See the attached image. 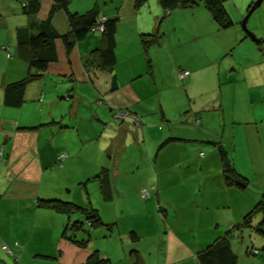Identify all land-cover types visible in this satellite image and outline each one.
Masks as SVG:
<instances>
[{
  "label": "crops",
  "instance_id": "0c3cea01",
  "mask_svg": "<svg viewBox=\"0 0 264 264\" xmlns=\"http://www.w3.org/2000/svg\"><path fill=\"white\" fill-rule=\"evenodd\" d=\"M25 2L0 0V264H87L93 256L106 264H200L197 250L242 222L261 198L246 175L264 186L263 48L235 30L233 42L245 51L234 59L238 80H224L223 62L191 47L201 38L197 26L186 36L184 16L193 10L169 12L160 0H70L73 13L97 8L119 18L116 64H96L102 34L91 31L70 55L58 39L57 61L39 71L20 53L18 30L32 20ZM53 3L41 0L34 20L47 19ZM51 23L61 35L71 30L63 9ZM153 33L158 41L146 46L144 34ZM28 76L22 105H6L5 87ZM173 89L184 97L179 104L170 101ZM116 110L126 112L123 120L113 118ZM171 136L184 139L162 146ZM209 140L221 142L245 175L242 189L228 184ZM52 198L96 209L102 223L88 238L74 235L70 220L85 214L39 204Z\"/></svg>",
  "mask_w": 264,
  "mask_h": 264
},
{
  "label": "trees",
  "instance_id": "16d2710c",
  "mask_svg": "<svg viewBox=\"0 0 264 264\" xmlns=\"http://www.w3.org/2000/svg\"><path fill=\"white\" fill-rule=\"evenodd\" d=\"M139 4L144 0H137ZM165 10L171 12V10L177 7H193L202 3L209 10L214 20L221 28L228 29L233 25L232 19L226 10L225 3L228 0H160ZM49 16L45 20H34L40 12L41 0H26L23 10L32 19L29 25L18 30V40L20 44V53L23 57L27 58L30 66L39 71L46 70L50 63L57 61L58 59V46L57 40L62 39L67 53L70 55L73 51L76 43L84 39L93 28L97 25L102 15L97 8H92L84 14H78L71 12L69 8L70 0H53ZM57 9H63L69 15L71 30L70 32L61 35L53 27L51 23V16ZM118 17H108L104 25V31L101 33L102 46L99 48L97 55L93 59L98 58V63L102 68H113L116 64V47L117 39L116 32L118 26ZM32 29V30H31ZM143 42L146 46L156 43L158 41V34H144ZM250 38L249 34L245 35V38ZM253 40V39H252ZM254 41V40H253ZM256 43V42H255ZM262 49L264 54V42L256 43ZM98 56V57H97ZM94 61V60H93ZM35 73L31 74V78L35 77ZM29 76L23 78L17 82L8 84L4 90L5 104L10 107H19L24 101V94L27 83L31 79ZM119 110L113 113L115 120H123L115 118V114ZM125 112V111H124ZM199 123V120L197 124ZM177 139H184L176 136H171L164 140L162 146ZM209 143L217 145L218 151L221 154L223 160V172L226 175L229 183L244 187L247 179L241 173H239L234 165L232 159L228 156L225 147L221 142L209 140ZM255 208L246 214L241 224L234 227H254L259 233L264 236V193ZM40 205L52 206L57 210L64 211L73 216L76 214H85L87 220L79 217L76 221L70 220V226L74 231V235L79 232L87 234V238L91 235L92 229L102 223L100 214L96 209L88 208L70 201L61 199H40ZM261 215L262 218L256 226H253V218ZM230 229L223 236L215 239L214 241L201 246L197 250V258L200 264H238V255L232 248L231 239L235 235L233 230ZM73 237V236H72ZM79 242H86V237L81 236ZM81 243V244H82ZM256 254L258 251H252ZM107 260L101 259L99 256H93L87 264H106ZM133 264H143L141 262H135Z\"/></svg>",
  "mask_w": 264,
  "mask_h": 264
},
{
  "label": "rangeland",
  "instance_id": "374dc122",
  "mask_svg": "<svg viewBox=\"0 0 264 264\" xmlns=\"http://www.w3.org/2000/svg\"><path fill=\"white\" fill-rule=\"evenodd\" d=\"M253 1V2H252ZM256 0H251V2H249V4L251 3V5L255 2ZM244 0H228L225 3V7L226 10L229 14L230 19H232L233 21V26H231L228 29H221L218 30L216 27V23L214 22V20L211 18L210 13L208 11V9H206L205 5H203L202 3L195 5L193 7L190 8L188 7V9H185L183 7H177L173 10H171L172 12H179L178 10H184V12H192L193 10V15H185L184 17V30L186 31V36L188 37V35H194L195 33V27L197 26V32H199L201 34V38L200 41L198 43L193 44L194 49H203L206 52V57L212 58V57H217L218 58V62H223L222 63V68L224 70V72L226 71V74L224 73V80H238V71L237 69L239 67L234 66V59H236L237 57H240V59L243 57L242 53L243 51H245V43H242L239 46H235L237 44V42H233L236 35H235V30L238 31V34H247V32L244 30L243 26H242V22L247 14V10L249 4H243ZM245 5V6H243ZM247 5V6H246ZM243 7V9H242ZM253 25H257L259 26L260 29L264 30V0L261 4L260 7H258L255 12L252 14V16L250 17L247 26L248 29L250 31L253 32V30H251ZM233 32V33H232ZM225 34H229L231 36V38H227V36L229 35H225ZM258 38H261L262 34H257ZM249 39L252 40V38L250 37ZM262 39H264V37H262ZM253 41V40H252ZM254 42V41H253ZM179 52H177L178 54ZM180 54V53H179ZM214 54V55H213ZM230 74H233V76L231 78H228V76ZM144 88H148V94L152 95L154 89L153 87L150 85V80H146L144 83ZM182 85V84H181ZM81 87L83 88V86L81 85ZM179 92H181V90H171L169 92V95H171L170 97V101L172 99V97L174 99L178 100V104L182 102V96L179 95ZM155 97V96H154ZM157 99V98H156ZM95 102L96 105V100H93ZM93 102V104H94ZM144 103H147L146 101H144ZM224 103H226V101H224ZM98 106V105H97ZM188 105H186L187 109ZM177 108H173L172 106H170L168 108L169 111H175ZM183 109V110H184ZM258 116H261L260 113ZM223 120V116L219 115V119ZM175 121H178V118L175 117ZM53 123V122H52ZM57 124V122H56ZM183 123H178V125H182ZM200 124V120L198 125ZM222 124H225V121H222ZM58 125V124H57ZM177 124L174 125L178 126ZM193 125V124H191ZM198 125H194V126H198ZM222 129L220 130L221 133ZM156 150V149H155ZM154 150V151H155ZM232 157V156H231ZM235 161V160H234ZM142 168L141 165L138 166H134V169L136 172H140L142 173L143 171H140V169ZM181 169H184L183 166H180ZM245 176V175H244ZM248 177V181L247 184L249 183L248 188L251 189V191H254L256 193H264V186L262 185V188H259L261 186H259V180L258 179H254L251 178L250 175L247 176ZM263 177V176H261ZM236 186V185H235ZM153 186L151 185L149 188H144L143 190V198H148L150 196H152V191L153 190ZM240 189H242V187H239ZM256 189V190H255ZM156 197V195H154V198ZM262 199V198H260ZM161 203L157 204V208H159V210L161 209ZM160 213H162V210L160 211ZM257 216V215H256ZM262 217V216H261ZM149 220H155V217L153 218V216L150 218H148ZM260 218H253V226H256L259 221ZM241 224V222H236L234 223L232 226H227L224 227V231L227 232L230 229H233L234 226ZM233 230V232L235 233V235L232 237L231 239V245L233 250L235 251V253L238 255V264H264V248H262V244H257L258 240H260L259 238H264V236L259 233L257 230L254 229V227H242V228H236ZM252 241H255V248H251L252 247ZM254 246V245H253ZM252 251H258V253L254 254L252 253Z\"/></svg>",
  "mask_w": 264,
  "mask_h": 264
},
{
  "label": "water",
  "instance_id": "95a60500",
  "mask_svg": "<svg viewBox=\"0 0 264 264\" xmlns=\"http://www.w3.org/2000/svg\"><path fill=\"white\" fill-rule=\"evenodd\" d=\"M262 2H263V0H256L251 6H249V8H248V12H247V14H246V16H245V18H244V20H243V22H242V26H243L244 30H245V31L247 32V34H249V36H250L255 42H257V43L264 42V39H262V38H258L257 35H256L254 32L250 31V30L248 29L247 23H248L250 17L252 16V14L255 12V10H256L258 7L261 6Z\"/></svg>",
  "mask_w": 264,
  "mask_h": 264
},
{
  "label": "built area",
  "instance_id": "2783aa9c",
  "mask_svg": "<svg viewBox=\"0 0 264 264\" xmlns=\"http://www.w3.org/2000/svg\"><path fill=\"white\" fill-rule=\"evenodd\" d=\"M106 21H107V16L106 15H102L101 18L99 19L97 25L93 28V31L102 33L104 31V25H105ZM189 75H190V71L189 70H183L181 72V76L184 77V78L188 77ZM125 115H126V112L121 110V111H118L115 114V118L122 119Z\"/></svg>",
  "mask_w": 264,
  "mask_h": 264
}]
</instances>
